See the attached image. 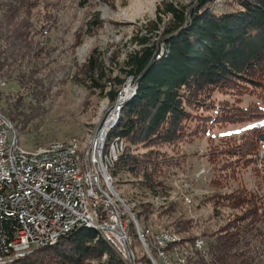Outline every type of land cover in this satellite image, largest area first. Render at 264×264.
<instances>
[{"label":"trees","instance_id":"16d2710c","mask_svg":"<svg viewBox=\"0 0 264 264\" xmlns=\"http://www.w3.org/2000/svg\"><path fill=\"white\" fill-rule=\"evenodd\" d=\"M61 1L5 3L0 17V78L19 72L28 59L37 58L44 66L59 62L60 58L54 54L74 51L80 44L78 30L67 47L49 44L47 38L42 40V30L57 26L59 18L52 13L41 18L30 15L31 9L40 3L49 11L58 8ZM215 1L198 0L189 7L166 3L159 20L144 25L132 38L131 43L137 48L126 53L120 64L123 76L112 75L113 69L106 66L96 48L90 51L78 71L75 79L86 86L101 92L109 87L107 96L113 103L125 78L134 76L136 80L135 94L122 105L119 119L107 136V149L116 136H121L125 144L109 170L116 188H121L124 178L131 177L132 185L137 188L155 194L164 192L167 177L180 165L181 159L163 151L162 147L191 142L215 126L227 123L259 124L239 136L226 138L222 147L211 151L209 160L221 164L217 167L221 171L219 176L228 173L227 177H235L242 168L252 166L264 178V157L259 155L264 145V0H225V6L236 7L222 11L216 10ZM87 4L84 0L82 6ZM162 14L168 18L162 32L166 51L158 57L160 42L156 37L163 22ZM101 24L100 20H88L87 32L94 34ZM40 69L35 64L29 78H24L22 72L17 78L31 86L40 85L45 81L34 77ZM47 78H51L49 83L65 81L54 75ZM217 94L224 97L220 99ZM245 97H254V100L245 103ZM10 111L15 115L13 109ZM5 116L18 128L10 114ZM217 177L211 182L222 184ZM207 199L212 203L213 218L220 217L221 208L226 206L241 209V213L215 230L206 228L201 234L203 237L192 233L181 241L168 243L162 249L163 255L155 241L158 232L152 233L146 228L152 214L150 204H142L134 212L143 227L141 231H151L153 238L148 235L146 244L158 263L161 264L158 255L165 258L174 247L184 246L185 257H179L178 264H182L179 259L185 258V264L187 260L188 264H264V195L243 187L218 192ZM174 226L178 232L189 231L195 221L179 220ZM130 232L135 237L139 234L132 221ZM197 240H202V249L196 247ZM103 256L107 264H124L97 230L77 227L56 244L37 248L12 264H86ZM140 261L153 264L146 253Z\"/></svg>","mask_w":264,"mask_h":264},{"label":"rangeland","instance_id":"374dc122","mask_svg":"<svg viewBox=\"0 0 264 264\" xmlns=\"http://www.w3.org/2000/svg\"><path fill=\"white\" fill-rule=\"evenodd\" d=\"M2 1L3 3H0V17L5 11V3L10 0ZM87 1L88 4L83 7L84 0H62L57 5L58 8H50L49 11L44 7V3L33 7L30 13L31 17L38 15L41 18L46 13H52L54 17L59 18L57 26L51 28V35L48 38L49 44L54 42L61 44L62 47H67L77 30L81 42L74 51L69 50L61 55L54 54L60 58L59 62H50L44 66L40 65L37 58L28 59L19 72L9 78H0V111L2 110L7 116L10 114L13 122L18 126L21 146L25 150L50 145L54 141H70L79 147L85 146L91 134L99 131L111 109L114 108V112H116L125 87L127 85L133 87L132 95L135 93L133 90L135 88L137 90L135 77H126L113 103L107 96L109 87L105 92H101L86 86L78 79L76 80V75L86 62L90 51L95 48L98 49L106 66L113 69L112 75L123 76L119 69L120 64L125 59L126 53L137 48L135 44L131 43L134 35H137L144 25L149 26L150 23L158 21L159 13L165 9L166 3L173 2L179 6L189 7L198 0ZM215 5L217 11L225 10L226 7L230 8L225 6L227 5L225 0H216ZM235 7L232 6L230 9L234 10ZM161 16L163 22L156 37V40L160 42L158 57L166 51L162 32L164 23L167 22L168 18L164 14ZM94 19L100 20L102 24L95 28L94 34H89L86 22ZM46 38L42 36V40ZM35 64L41 69L34 74V77L45 82L31 86L28 82L19 81L17 75L22 72L24 78H29L31 67L34 68ZM53 75L56 78H63L65 81L59 83L52 78L54 82L49 83L51 78H47V76L52 77ZM3 81L5 86L2 84ZM217 97L221 99L224 96L217 94ZM252 100L254 97H245V103ZM11 109L14 110L15 115L11 113ZM258 124V122H245L217 125L208 134L196 137L191 142L163 146V151L181 159L180 165L174 167L167 177V187L164 192L155 194L137 188L132 185L133 178L131 177L124 178L121 188H116L115 185L114 187L134 215L135 211L141 209L142 204H150L152 214L146 228L151 229L152 233H159L168 229L176 232L181 240L191 236L192 233L197 237H203L201 234L206 228L215 230L221 225H226L235 218L234 216L241 213V209L226 206L221 208L220 217L213 218L212 203L209 199L206 200L209 195L218 192L226 193L243 187L264 195V178L252 166L242 168L235 177H227L228 173L219 176L221 171L217 170V167H220L221 164L212 163L209 160L211 151L219 146L222 147V144L227 140L226 138L239 136ZM259 155L261 158L264 157L263 149ZM201 166L206 169L203 177L198 176ZM214 177L221 179L222 184L212 183ZM187 198L191 199V202H188ZM164 211L167 212L163 213ZM188 219L195 221L193 229L184 232L176 231L174 226L176 221ZM135 227L137 228V226ZM140 227L143 228L139 224ZM131 236L135 259H132L131 263L122 261L124 264H145L140 259L145 253L148 255L146 247L139 234L137 237L132 234ZM148 237L153 238L151 235ZM174 249L166 254L165 258L158 255L161 264H178V258L185 257L183 254L186 252L184 246L174 247ZM102 258L88 260L89 262L86 264H107V261H103Z\"/></svg>","mask_w":264,"mask_h":264},{"label":"built area","instance_id":"2783aa9c","mask_svg":"<svg viewBox=\"0 0 264 264\" xmlns=\"http://www.w3.org/2000/svg\"><path fill=\"white\" fill-rule=\"evenodd\" d=\"M42 31L48 42L51 30L46 27ZM114 116L112 108L95 134L96 159H100L99 136ZM14 130L0 113V263L30 251L38 242L72 230L79 222H94L106 228L135 259L128 250L126 224L112 213L97 187L93 159L88 155L79 158L75 146L66 143L19 149ZM119 141L121 136H116L113 154ZM69 168H76V175H69ZM198 173L203 177L206 169L201 166ZM147 235L148 231L141 232L146 239ZM163 238L165 235H160L162 242Z\"/></svg>","mask_w":264,"mask_h":264},{"label":"bare ground","instance_id":"6f19581e","mask_svg":"<svg viewBox=\"0 0 264 264\" xmlns=\"http://www.w3.org/2000/svg\"><path fill=\"white\" fill-rule=\"evenodd\" d=\"M46 37L43 33V38ZM6 84H3L5 86ZM131 87V88H130ZM132 92V86L127 85L125 87V90L121 94L120 99L121 101L127 99L128 97H132L133 95L131 94ZM133 92H136V88L133 90ZM135 94V93H134ZM118 102L119 104L117 105L116 112H114L115 116L113 119H110L108 123H106L104 127L103 133L99 136V157L100 159H96V153H97V146H98V139H94L95 134L97 132H94L91 134V136L88 139V142L85 146L79 147L77 145H74L70 141H54L50 145L54 144H67V146H75L76 148V153L79 154V158H86L88 155L89 159H93V166H94V173L96 174V184L97 187L100 189L101 196L106 200V203L108 207L112 210V213H114L116 216L120 217L122 219V223L126 224L127 228V245H128V250L134 254V251L132 249V238L130 235V222L132 221L135 226H137V230L139 232L140 239L143 240L146 244V238L141 236V229L139 228L138 220L136 216L132 213L131 209L125 204V201L122 199V197L118 194L116 191L114 184H113V178L109 173V170L114 167L113 165L115 162L118 160L119 155L124 151V141L121 139L119 143H117V148L114 154L112 153L113 150V144L115 142V139L113 142H111L110 147L107 149L106 148V143H107V136L109 131L115 126L116 122L119 119V111L121 109V106L123 105L122 102ZM1 113V118L4 120H7V122L11 125L12 128H14V139L18 144V148L25 150L21 146V139H20V133L17 127L13 125V123L0 111ZM264 150V145L263 148ZM69 175H76V168H69ZM199 176V174H198ZM205 176V175H204ZM188 202H191V199L187 198L186 199ZM77 227H88V228H93L99 232V235L105 239L112 247V249L126 262H130L132 259L134 260L133 257H129L128 253L123 250L121 247V244H118L115 242V239L110 233L106 230V228L97 226L94 224V222H79L75 225L74 228ZM73 228V229H74ZM72 229V230H73ZM71 231V230H70ZM67 232H61L57 236H54V238H50L47 240H43L41 242H38L33 245V248L30 251L19 253L16 255L11 256L7 260H4L3 263L0 264H12L19 258H22L29 253H31L33 250L40 248V247H47V246H52L56 244L63 236H65ZM148 231V235H150L151 231L146 230L145 232ZM147 235V236H148ZM160 235H165V238H163V242L160 239ZM180 239L177 233H174L170 230H165L162 232H159L155 235V241L157 245L160 248V254L163 255L162 249L165 248V246L168 243H173L177 242ZM147 245V244H146ZM196 247L198 249L203 248V243H199V240L196 241ZM148 247V245H147ZM148 250L151 253L149 247ZM153 255V254H152ZM105 257L103 258V261H105ZM185 260V259H184ZM183 259H179V262L182 264H185V261ZM102 261V262H103ZM131 263V262H130ZM136 263V260H135ZM169 264V263H167Z\"/></svg>","mask_w":264,"mask_h":264},{"label":"water","instance_id":"95a60500","mask_svg":"<svg viewBox=\"0 0 264 264\" xmlns=\"http://www.w3.org/2000/svg\"><path fill=\"white\" fill-rule=\"evenodd\" d=\"M128 98H129V97H128ZM128 98H127V99H128ZM127 99H125V100H123V101H121V102L124 103ZM119 102H120V101H119ZM262 139H264V136H262ZM142 242H143L144 246L146 247L147 253H148L150 259L152 260L153 264H158L157 261H156V259H155V257H154L152 254H150V252H149V250H148V247H147V245L145 244V242H144L143 240H142Z\"/></svg>","mask_w":264,"mask_h":264}]
</instances>
